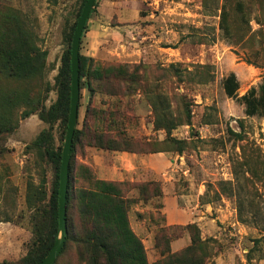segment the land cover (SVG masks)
I'll use <instances>...</instances> for the list:
<instances>
[{"label":"rangeland","instance_id":"obj_1","mask_svg":"<svg viewBox=\"0 0 264 264\" xmlns=\"http://www.w3.org/2000/svg\"><path fill=\"white\" fill-rule=\"evenodd\" d=\"M80 1L0 0V7L14 8L26 16L38 46L48 52L47 106L56 99L53 79L65 49L63 35L75 22ZM96 2L80 50L88 47L90 36L86 33L92 30L91 22H99L101 27L91 37L99 43L95 44L99 53L95 65L138 67L147 82H142L141 87L147 84L153 93L164 95L174 117H183L184 104L191 111V125L178 126L171 134L186 141L187 149L180 156L168 153L175 163L165 177L154 180L160 181L163 194L186 198L205 213L204 226L209 233L202 238L213 239L209 241L210 262L264 264V116L246 117L243 104L228 98L223 90V80L231 72L239 83L237 97L264 82V0L227 1L232 28L229 41L219 29L224 0ZM236 2L242 5L243 19L235 12ZM172 65L178 70L174 71ZM105 85L116 96L125 92L120 83ZM86 93L80 90L78 123L84 117ZM136 95L123 99V108L138 118L136 124L126 126L128 134L143 142L162 141L165 135L153 130V117L145 98L141 93L138 98ZM45 128L47 125L36 115L21 120L18 129L6 139L7 152L0 156V262L17 261L28 249L31 233L25 185L28 176L35 182L37 176L33 155L24 151ZM57 130L55 126L56 145ZM228 130L241 133L243 140H235ZM45 169L50 182L51 169ZM132 195L136 196V192L129 193ZM238 202L243 203L244 224L238 221ZM160 203L158 198L139 204L130 212L132 226L143 241L150 263L159 259L153 248L156 227L165 224L157 208ZM169 231L173 238L179 237L173 242H179L181 248L189 244L185 231ZM178 244L174 243V248ZM57 261L76 263L74 246L69 244Z\"/></svg>","mask_w":264,"mask_h":264},{"label":"trees","instance_id":"obj_2","mask_svg":"<svg viewBox=\"0 0 264 264\" xmlns=\"http://www.w3.org/2000/svg\"><path fill=\"white\" fill-rule=\"evenodd\" d=\"M227 1L224 0L221 5L219 29L229 41L232 38V28ZM85 2L86 0L80 1L75 22L63 35L65 49L53 79L56 99L49 106L46 101L50 85L45 82L48 52L38 46L37 36L28 26L24 14L11 7H0V156L7 152L6 139L18 129L21 120L36 115L47 125L25 146L24 151L26 155H33V168L37 176V182L28 176L25 185L27 223L31 233L28 249L19 260L2 261L0 264H40L50 252L58 234L61 151L71 96L70 49ZM96 3L95 1L90 15L95 12ZM234 9L243 19L244 11L240 2L235 3ZM244 23L248 24L247 21ZM95 64L96 59L82 55L79 48V90L89 92L90 102L87 106L84 105L83 120L76 123L72 139L66 196L67 235L63 249L53 264H214L210 262L209 252V241L213 239H203L195 223L173 227L165 224L157 226L153 248L157 250L159 259L150 263L142 239L132 229L130 212L139 204L162 198L160 181H103L97 178L92 167L79 161V157L84 156L86 147L138 155L175 153L180 156L187 149V143L173 138L172 131L181 125H191L189 106L183 105L182 118L174 117L164 95L153 93L147 84L141 87L142 82H147L143 79V73L140 75L138 67L130 69L127 64L107 67ZM171 68L178 70L173 65ZM105 82L120 83L125 86V92L116 96L108 91L109 86ZM238 89L237 77L231 72L223 80L225 95L236 98L243 104L246 117L264 116V82L257 89L250 88L241 97H237ZM95 93H107L115 99L109 103L101 101L100 104H95ZM138 93L142 94L151 109L153 130L164 133L162 141L143 142L128 134L126 126L136 124L138 118L130 110L123 108V99L132 98ZM55 126L58 129V145L54 139ZM228 133L237 141L243 140L241 133L230 130ZM45 166L51 169L50 182ZM132 191L136 192V196H129ZM242 206L243 203H237L238 221L244 224L246 221L241 215ZM157 208L160 209L161 205ZM162 218L164 222V217ZM172 228L186 232L189 238L187 246L172 251L171 243L179 238L171 236L169 230ZM69 244L75 248L76 263H58L57 260L65 253Z\"/></svg>","mask_w":264,"mask_h":264},{"label":"crops","instance_id":"obj_3","mask_svg":"<svg viewBox=\"0 0 264 264\" xmlns=\"http://www.w3.org/2000/svg\"><path fill=\"white\" fill-rule=\"evenodd\" d=\"M100 25L101 24L97 21L91 22L92 30L89 34L86 33L87 37L90 36V39L89 37L87 38L88 44H86V47H88L85 48L84 51L80 50L82 55L93 59L98 58L99 53L96 47L98 45L95 44L99 43L96 40H91V37L96 36L94 32L101 27ZM138 97L137 94L136 98ZM114 99L113 96L107 93H95L93 96L95 104H100L101 101L109 103ZM84 102L86 106L89 104V92L86 93ZM84 150V156L79 157V161L92 167L99 180L109 182L134 183L165 177L168 171L171 170L172 164L175 163L173 159H169L168 153L138 155L127 152L96 150L88 147ZM160 202V211L161 215L164 217L165 226H185L190 223H195L200 229L201 237H205V234L209 233L204 226V219L206 218L205 213L199 210L198 204L191 205L186 198L182 199L176 196H167L166 194H163L162 198H160ZM132 229L134 230L133 226ZM174 243L178 244L179 242H173L171 244L172 249L176 251L181 248L180 244H178L180 245L178 248H174Z\"/></svg>","mask_w":264,"mask_h":264},{"label":"water","instance_id":"obj_4","mask_svg":"<svg viewBox=\"0 0 264 264\" xmlns=\"http://www.w3.org/2000/svg\"><path fill=\"white\" fill-rule=\"evenodd\" d=\"M96 0H86L71 41V55H70V68H71V91H70V109L67 121V130L61 151V164L59 173V192H58V234L53 247L40 264H53L60 252L63 249L66 235V196L68 187V167L70 156L72 153V139L76 128L78 117V102H79V48L81 37L85 23L93 9Z\"/></svg>","mask_w":264,"mask_h":264}]
</instances>
